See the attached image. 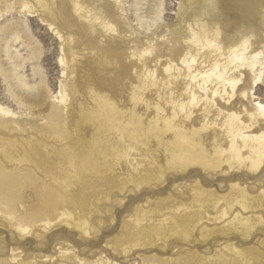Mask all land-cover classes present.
Segmentation results:
<instances>
[{
	"label": "rangeland",
	"instance_id": "374dc122",
	"mask_svg": "<svg viewBox=\"0 0 264 264\" xmlns=\"http://www.w3.org/2000/svg\"><path fill=\"white\" fill-rule=\"evenodd\" d=\"M41 1L44 7L0 0V104L15 113L0 116V167L20 175L0 200L12 196L16 213L34 225L22 236L0 212V264H264V165L253 174L196 166L175 171L159 144L164 135L153 129L155 104L166 110L170 95L164 66L171 60L183 69L172 53L178 48L173 32L191 0H123L121 8L111 6V34L89 30L67 0ZM258 1H206L202 17L225 42L255 18L264 24ZM157 2L162 17L147 32L139 16ZM149 46L154 50L144 63L132 57ZM196 57V68L205 70L215 58L209 51ZM137 68L154 71L156 85L137 90ZM262 73L248 101L216 96L217 108L264 107ZM185 75L171 86L174 98H185ZM201 108L192 110L188 126L201 125ZM212 135H204L208 150ZM234 185L249 196L245 212L226 206V196L237 195ZM45 196L51 198L48 229L38 215Z\"/></svg>",
	"mask_w": 264,
	"mask_h": 264
},
{
	"label": "bare ground",
	"instance_id": "6f19581e",
	"mask_svg": "<svg viewBox=\"0 0 264 264\" xmlns=\"http://www.w3.org/2000/svg\"><path fill=\"white\" fill-rule=\"evenodd\" d=\"M67 1L72 12L75 13L80 21L87 24L89 30L100 27L106 30V32L110 31V34L115 31V27L111 23L113 21L111 6L117 5L121 8L123 6V0H109L108 4H100V0ZM85 1L88 3L90 2V4L84 5ZM206 1L210 0H191L189 7L182 9L177 30L173 32V39L177 43L179 48H177V50H179V53L175 47L172 48V53L174 56H178L179 64L183 69L176 67L171 60H169L168 63L166 62V66H164L163 69L165 81L162 83L170 92V95L164 98V103L167 106L166 110L158 103L155 104V117L151 120L154 124L153 129L156 130L158 134L161 133V135H164V138L159 141V144L163 145L165 151L170 153V161L168 164L172 170L185 171L189 167L196 166L204 172L208 171L213 174H215V172L218 173V171L222 172L223 168H226L225 171H228V173L229 171L237 172L242 170L251 174L257 173L264 165V107L259 103L255 105L249 104L248 106L246 104L247 107L243 104L244 107L242 108V112H237L238 110L233 111V109L230 108L231 106L223 108L224 110H221L222 108L218 109L214 101L216 96L222 100H227V102L233 99L234 96H236L237 99L240 96V103L243 102V100L248 101L249 96L254 95V91L261 86L263 82L262 70L264 69V24H262L263 21L261 18H255L251 21L252 23L250 22L252 26L249 25L246 28L242 27L233 37L222 42L220 41L218 31L209 27L202 17L205 15V12L208 11L203 8V3ZM35 2L41 5V7H44L41 0H35ZM258 4L263 13L264 0H259ZM138 6L141 7L140 4ZM147 6L149 11L144 13H149V15L142 17L139 13L140 16H138L141 19L139 23L143 21V25H145L148 32L151 26L155 25L153 23L161 20L162 3H151V5L148 4ZM24 9L29 10L30 8L25 4ZM147 48V50L139 52L135 50L132 53V57L137 56L139 58L138 60L141 62L144 55L151 54L154 50L151 46ZM200 51H209L213 53L215 57L206 70L203 69L204 67L202 69H197V66L196 68L198 64V57L196 56L199 55ZM59 62L63 64V60ZM141 67H143V65ZM184 71L186 73L185 79L189 82V84L185 86L186 88L184 89L183 95H181L185 98H174L172 96V85L178 84V78L183 75ZM241 72L247 73V78L246 75ZM154 76V71L147 70L146 68L143 71L138 69V71H136V77L138 79L137 90L156 85L157 80ZM212 83L214 84L213 87L208 88ZM59 89L58 98L60 103L64 104L68 98L63 85H60ZM20 92H22V90ZM26 92L28 93V91ZM44 95L46 94L44 93ZM36 97L39 98V96ZM136 102H141V99H136ZM199 103L203 106V108H201L203 113L202 123L198 127L188 126V121L191 120L193 113L192 110L197 107ZM1 104V117L15 116V113H13L11 109H8L9 107L7 108L6 105L3 106ZM40 104L43 105V103ZM34 106L37 105L35 104ZM210 115L216 118L210 119ZM180 117H182V120H179ZM210 132H212L213 135L210 149L208 150L204 144V135ZM146 159H148V157ZM151 159L148 160L150 161ZM208 172L207 174H209ZM16 176L20 177L15 171H7V169L0 167V195L6 194L2 193L5 191L3 190L5 186L12 187L15 185L17 182ZM231 190L237 195H233L234 197L230 200L229 194V196L227 195L228 197L226 196L228 200L226 198L220 199L223 201L227 200L226 206L233 207V205H238L243 210L242 212H245L244 210L249 208V196L245 194L243 189H238L237 185L231 186ZM203 192L205 193V191ZM203 192H201V194ZM208 193L212 194L211 192ZM260 195L262 196V194ZM6 196V199L0 200V204L5 207L2 209L0 205V212L5 215L4 218L7 217L10 221V225L12 224L15 226L22 236H26L34 225L30 224L23 216L18 215L19 213H16L17 209L15 211L13 208L12 196ZM44 198L41 212L38 215L40 216V222L43 228L48 229L50 228L51 221L50 213L52 209L50 207L51 203L49 204L51 198L50 196H48V198L45 196ZM216 200H219V198ZM216 206L217 205H215L214 208L218 207ZM227 210L228 209L221 210L220 215L222 217L225 216ZM250 210L253 209L250 207ZM237 221L239 224L240 221L242 222V219L239 218ZM246 224L248 225V223ZM86 231L87 228L82 230L83 233H86Z\"/></svg>",
	"mask_w": 264,
	"mask_h": 264
}]
</instances>
